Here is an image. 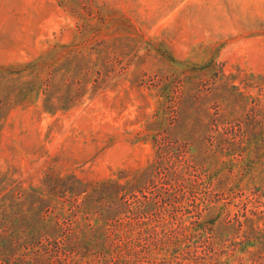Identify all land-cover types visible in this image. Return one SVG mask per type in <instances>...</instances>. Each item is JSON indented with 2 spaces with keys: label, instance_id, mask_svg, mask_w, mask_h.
Wrapping results in <instances>:
<instances>
[{
  "label": "rangeland",
  "instance_id": "rangeland-1",
  "mask_svg": "<svg viewBox=\"0 0 264 264\" xmlns=\"http://www.w3.org/2000/svg\"><path fill=\"white\" fill-rule=\"evenodd\" d=\"M0 242L264 264V0H0Z\"/></svg>",
  "mask_w": 264,
  "mask_h": 264
},
{
  "label": "trees",
  "instance_id": "trees-1",
  "mask_svg": "<svg viewBox=\"0 0 264 264\" xmlns=\"http://www.w3.org/2000/svg\"><path fill=\"white\" fill-rule=\"evenodd\" d=\"M35 63L36 62H32L30 64V73H32L34 71V67L36 65H38ZM42 85H43V83L41 84V82H39V80H38V82H35V80H32V81L30 80V87H32L33 92H35L34 94H40V89H42ZM45 104H46V106H50V108H53L54 106H56V103L52 102L51 97H49V95H46V97H45ZM55 108H57V107H55ZM48 110L50 112H52L51 111L52 109H49V107H48ZM108 183L109 182H104V184L102 183L101 185H100V183H98L94 186L93 190H99L101 186L105 187V189H106V187H108ZM91 242H92V240L89 238L79 237L77 244L82 245V247H84V248H87L91 244Z\"/></svg>",
  "mask_w": 264,
  "mask_h": 264
}]
</instances>
